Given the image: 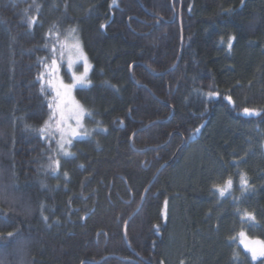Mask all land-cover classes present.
Wrapping results in <instances>:
<instances>
[{
  "label": "trees",
  "instance_id": "16d2710c",
  "mask_svg": "<svg viewBox=\"0 0 264 264\" xmlns=\"http://www.w3.org/2000/svg\"><path fill=\"white\" fill-rule=\"evenodd\" d=\"M75 28L94 131L54 170ZM0 186V264H261L231 238L264 240V0H0Z\"/></svg>",
  "mask_w": 264,
  "mask_h": 264
},
{
  "label": "snow or ice",
  "instance_id": "6c2138e0",
  "mask_svg": "<svg viewBox=\"0 0 264 264\" xmlns=\"http://www.w3.org/2000/svg\"><path fill=\"white\" fill-rule=\"evenodd\" d=\"M113 3H115V0H113ZM33 21L30 20V23ZM75 31V30H72ZM235 40V37H230L227 43L228 49L232 48V41ZM68 47V45L64 42H61V48L64 49ZM71 50L75 55V59L69 58L66 63V69L69 72V76L71 79V83H64L63 78H59L55 82H53V79L49 78L45 80V76L48 77H55L56 74L59 72L61 68V63L58 62L56 59V47L53 46L50 49V52L52 53L50 59V63L45 62L44 67L46 69L45 73H41L38 79H40L42 82H46L49 87L51 88L52 92L55 94V99L58 101L56 104V108L59 110V119L57 121V131L60 132L61 138L63 140V137L67 135L68 139L63 142H58V151L61 152L64 156L71 155L67 149L64 147V144L67 143L68 145H71L72 139L81 135H88L86 131H81L83 129V123L82 118L85 114H87L89 117H91V113H86L85 109L79 105L78 102L74 100L72 97V92L74 89H76L78 86L83 88L86 85L90 84L91 81L88 79V72H89V66L87 57L84 55L82 49L80 48V45L78 42H74L71 46ZM61 59H63L64 52L61 51L60 53ZM83 62L84 70L81 74L77 75L73 69V65L75 63ZM42 87V91H43ZM209 96L213 95V93H208ZM68 105H71V109H68ZM49 107L51 108L52 105L50 104ZM71 111L72 115L66 116L65 112ZM244 112L249 115H260L259 112L255 111L254 109H248L245 108ZM51 119V117H50ZM74 120L75 127L72 126V124L68 123L69 120ZM47 125V122H46ZM63 125V126H62ZM46 129H40L39 131L43 133ZM51 163L49 164L50 168H53L54 170H58L60 166L59 159H53L52 157H49ZM65 175H67L65 173ZM233 186V181L231 178L227 179L225 181V184L223 187H218L214 185L213 187L216 189L217 192H219V195L223 197L226 192L230 194L231 189ZM250 187L248 180L246 178L245 174L240 175V190L241 192H245ZM238 218L241 222V224H250L255 221V216L248 212L243 211L240 212L238 210L237 212ZM45 219H47L45 217ZM254 226V225H253ZM13 234L8 233V236L11 237ZM237 238H240V242L244 245V248L247 249L248 252L251 253L252 260H256L260 257H264V240H254L251 244L247 242L246 233L241 231L237 233V237H232L231 239L235 240ZM261 264H264V261L261 262Z\"/></svg>",
  "mask_w": 264,
  "mask_h": 264
},
{
  "label": "rangeland",
  "instance_id": "374dc122",
  "mask_svg": "<svg viewBox=\"0 0 264 264\" xmlns=\"http://www.w3.org/2000/svg\"><path fill=\"white\" fill-rule=\"evenodd\" d=\"M72 30H75V31H72ZM62 42L66 43L68 45V47L64 48L65 50V59L63 62H65V70L66 72L68 73V78L64 75V73L62 71L59 70V72L56 74L55 77H52L53 79V82H55L56 80H58L59 78H63V81L64 83H71V79H70V76H69V72L67 71L66 69V63L68 61L69 58H72L73 60L75 59V55L74 53L72 52L71 50V46L74 42H78L79 45H80V48L82 49L84 55L87 57V61H88V66H89V72H88V79L90 77V74H91V70H92V64H91V61L84 49V46H83V43H82V40H81V37L79 35V32L78 30L75 28V29H70L68 30L67 32H65L64 36L62 37ZM84 70V66H83V62H79V63H75L73 65V69L72 71H74L77 75L81 74ZM90 80V79H89ZM90 84L86 85L85 87H88ZM81 87H77L76 89L73 90L72 92V97L74 98V100L76 102L79 103V105H81L84 109H85V112L88 113V110L86 109V107L81 103V101L78 99L77 95H76V90L79 89ZM84 88V87H83ZM58 103V101L55 99L54 102H53V117H54V125H55V132H56V143H55V148H54V154H55V159H59L60 157H66L64 156L61 152L58 151V146H59V143L58 142H63V141H66L68 139L67 135H65L63 137V140L61 138V134L60 132L57 131V121L59 119V110L56 108V104ZM68 109H71V105H68ZM65 115L66 116H71L72 113L71 111H66L65 112ZM86 118H87V114H85L82 118V123H83V129H81V131H86L88 133V135L84 136V135H81V136H78V137H75L72 139V143L73 141L75 140H82V139H86L88 137H90L92 134H93V128L89 127L86 123ZM68 123L72 124L73 127H75V123H74V120H69ZM63 126V125H62ZM72 143L71 145H68L67 143L64 144V147L67 149V151L71 154V146H72ZM70 156V155H68ZM60 160V159H59ZM4 191V189H2V187L0 186V198L2 197V194L1 192ZM244 232V231H243ZM246 233V232H245ZM246 237H247V242L249 244L252 243V241L254 240H261L259 238H255V237H251L250 235H248L246 233ZM239 242H240V238H238ZM241 243V242H240ZM242 244V243H241ZM243 245V244H242ZM244 246V245H243ZM247 251V249H246ZM248 252V251H247ZM26 253L22 250V259L23 261L25 262V255ZM248 254L251 256V253L248 252ZM264 257H260L256 260H260ZM255 260V261H256Z\"/></svg>",
  "mask_w": 264,
  "mask_h": 264
},
{
  "label": "water",
  "instance_id": "95a60500",
  "mask_svg": "<svg viewBox=\"0 0 264 264\" xmlns=\"http://www.w3.org/2000/svg\"><path fill=\"white\" fill-rule=\"evenodd\" d=\"M143 130H144V129H143ZM176 156H177V155H176ZM176 156H175V157H176ZM167 165H168V164H164V165L162 166V168H161L160 171H162L163 169H165V168L167 167ZM160 171H159V173H160ZM159 173H158V174H159ZM158 174L156 175V177L158 176ZM155 179H156V178H155ZM155 179L153 180L152 183H154ZM151 185H152V184H151ZM151 185H150V186H151ZM141 208H142V205H141V207L136 211L135 215L141 210ZM129 221H130V220H129ZM128 223H129V222H128ZM128 223H127V224H128Z\"/></svg>",
  "mask_w": 264,
  "mask_h": 264
}]
</instances>
